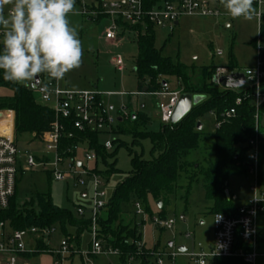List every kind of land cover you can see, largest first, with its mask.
Segmentation results:
<instances>
[{
    "label": "rangeland",
    "instance_id": "374dc122",
    "mask_svg": "<svg viewBox=\"0 0 264 264\" xmlns=\"http://www.w3.org/2000/svg\"><path fill=\"white\" fill-rule=\"evenodd\" d=\"M106 2H116L122 0H104ZM96 0H75L76 14L70 13L68 19L70 24L77 28L79 39L82 41L83 56L82 64L78 69H74L65 75L61 82L78 91H97L102 94L105 108L109 110V116L115 120L121 119L120 112L125 108L127 116L141 114L147 118L146 123L142 124L138 130L147 129L150 132H158L163 126L158 104L167 101L163 97H157L152 92H146L145 89L150 85L151 80L145 81L144 87L139 83L135 72L136 60L138 56V47L135 41V32L126 31L120 37V41L110 42L105 38V29L108 26V20L101 13L96 4ZM11 5L5 6V11L11 9ZM217 7L220 11V17L217 18H193L182 17L180 25L173 31L166 28H155V46L162 50L163 57L172 59L174 63H179L188 67H196L195 74L189 71L193 82L198 79L197 73L201 67L222 66L229 63L233 58L237 71L244 73L253 66L255 61V51L253 47L254 39L258 34L257 16L261 14L264 17V0L258 4L254 0V7L257 13L251 20L241 18H232L219 1ZM85 12V14H83ZM91 21H90V20ZM221 52L220 55H215ZM121 56L124 61V68L117 70L112 60ZM164 80L168 87L164 88L169 93L181 92L180 82L174 77H167ZM32 81L19 83L32 90L33 98L39 105H44L41 94L32 89ZM220 91H224L223 86H215ZM158 90L160 94L164 92ZM10 92L0 88V97L9 96ZM183 94H181L182 96ZM180 96V97H181ZM192 99H194L192 97ZM3 110L0 112H7ZM203 133L206 136L205 141L200 144L199 150L193 152L188 160L195 166L203 165L204 159L211 157V136L215 131L216 123L214 116L206 115L201 119ZM126 135L101 134L99 141L104 144L107 141H123L126 146L114 144L108 152L114 153V158H108L107 163L110 166L115 163L119 173L109 176L105 179L100 191L105 194V201L108 203L112 198L114 189L128 176L131 171L132 155L136 153L143 160L150 161L152 157V143L150 139L141 141L139 145H132V136L134 125L124 121L120 124ZM2 131L11 134L10 126H1ZM18 148L21 154H40L46 153L45 147L39 140L32 141L29 136L19 137L17 140ZM120 146V147H119ZM132 153V154H131ZM80 162L85 163L84 152L81 151L78 157ZM94 163H88V167H94ZM98 169L101 172L106 171V166L99 158L97 160ZM187 175H181L178 180V189L171 198L170 203L164 207V217L160 216V208L150 203L151 214L142 207L141 215L134 216L135 206L133 203L122 206L124 213V224H131L130 228L139 223H143L140 228L142 237L130 241V244L136 248L135 256H132L134 264H139L137 260L143 254L155 255L156 253H178L179 246L186 247L189 253L197 251L198 244L206 245L213 234V214L210 212L212 202L206 197L205 190L201 181L193 182L190 187L189 179L195 175V170L191 169ZM84 185L69 181L68 183H59L43 169L35 168L19 175L17 186V200L21 205L26 202L37 199V195L49 196L52 202L71 212L76 219H90L92 210L93 183L89 177H83ZM251 180L246 175H236L229 179L228 192L236 197L234 205L236 208L246 206V200L252 196L250 192ZM84 194H87L84 196ZM84 210L85 214L80 216L78 209ZM103 215V214H102ZM183 215L184 222L179 221V216ZM175 219L176 224L172 230H163L156 226V218ZM99 228V227H98ZM100 229V228H99ZM259 239L257 244L258 258L255 264H264V217L258 221ZM71 236L68 238L74 251L70 257H66L61 264H119V257L114 255L95 256L91 254L92 236L89 231L80 234L79 244L76 243V230L68 228ZM189 235L190 238H186ZM64 240L63 234L57 228L51 237L46 251L37 254L36 252L30 259L25 260L27 264H54L57 256L49 252L57 250L61 241ZM173 246L170 247L169 244ZM35 246H31L34 250ZM156 256V255H155ZM171 264V263H167ZM176 264H193L187 254H177Z\"/></svg>",
    "mask_w": 264,
    "mask_h": 264
},
{
    "label": "trees",
    "instance_id": "16d2710c",
    "mask_svg": "<svg viewBox=\"0 0 264 264\" xmlns=\"http://www.w3.org/2000/svg\"><path fill=\"white\" fill-rule=\"evenodd\" d=\"M121 26L136 34L138 56L135 72L139 83L143 86L147 79L151 80L148 88L144 86L147 93H157L158 90H163L168 87L164 78L174 77L180 82L182 94L205 97V100L193 106L192 110L179 123L163 124L158 132L137 129L141 126L138 125L139 121L142 124L147 121V118L142 114L138 118L135 115L122 118L113 130L115 135H126V130L120 127V124L127 121L135 126L133 132L129 133L132 136V145H139L145 139H150L152 143L153 159L145 161L136 153L132 155L131 171L114 189L112 198L98 221L100 228L98 237L102 245L105 248L119 251V264H127L128 260L132 259L131 257L136 253V248L130 244V241L142 237L140 228L143 223L134 225L133 229L130 228L131 224L125 225L122 206L130 203L135 206L136 203H139L146 212L151 214L150 203L156 205L158 201H161L163 207L159 212L160 216L164 217L163 209L175 195L178 189V180L181 175H187L191 169L195 170V175L189 179L188 187L195 181H201L207 199L212 202L210 212L213 215L222 214L229 218L238 217L239 208L234 205V196L230 193L227 196L226 191H228L229 179L232 176L246 175L245 143L253 135V120L252 110L248 105L239 108L233 119H223L224 113L234 105L236 95L232 92H222L211 83L217 66L201 67L197 73V81L193 82L188 72L192 71V74H195L196 67L174 63L172 59L163 57L162 50L155 46L153 27L148 26L147 31L143 32L139 26L130 27L122 23ZM2 49L3 44H0V51ZM228 65L231 68L235 67L233 58H230ZM164 82L166 87L163 86ZM0 88L10 92L9 96L0 97V111H13L16 143L18 138L24 135L29 136L32 141L40 140L45 133L51 130L55 122V115L49 108L35 102L31 89L19 83L5 81L2 70H0ZM210 113H214L217 121L222 123L211 136V157L204 159L203 165L195 166L188 158L193 152L199 150L200 144L206 139L203 131L197 130V124ZM60 124L64 128L59 144L61 155L79 157L81 151L68 152V150H73V147L78 145H84L88 151H93L97 160L100 158L106 166V171L101 172L96 162L95 173L102 175L107 181L109 176L119 173L115 163L110 166L107 163L108 158H114V153L109 154V151L100 143V133L78 131L70 121H60ZM114 144L126 146L123 141L119 140L113 141ZM18 182L19 178L17 186ZM17 186L9 207L4 210L0 209V224H4L11 231L26 230L32 227L40 229L55 227L61 231L65 239H68L72 237L68 233L70 227L76 230L75 241L77 244H79L80 234L89 231L90 219L74 218L71 212L56 206L49 196L37 195L36 200L21 205L17 200ZM46 246V242L39 240L36 246L37 254L46 251ZM233 251L235 253L242 251L248 254L252 249L242 241L238 234ZM35 253L25 255L24 259H30ZM137 260L139 264H156L157 258L155 255L143 254ZM210 264L247 263L242 257L233 256L214 258Z\"/></svg>",
    "mask_w": 264,
    "mask_h": 264
},
{
    "label": "built area",
    "instance_id": "2783aa9c",
    "mask_svg": "<svg viewBox=\"0 0 264 264\" xmlns=\"http://www.w3.org/2000/svg\"><path fill=\"white\" fill-rule=\"evenodd\" d=\"M261 4L263 0H255ZM219 0H122L116 2L101 1L98 5L101 13L108 20L105 29V38L110 42L120 41L128 29H124L122 24L130 27L139 26L143 32L148 26L155 28H166L171 31L179 25L182 17L193 18H217L220 11L217 7ZM11 10V9H10ZM10 10L5 11L7 17ZM85 14V12H83ZM258 34L254 39L253 47L255 51V61L252 67L244 73L237 71L235 67L227 65L217 66L211 78V83L221 86L220 80L226 76L242 75L244 85L236 89L225 88L222 92H232L236 95L234 105L223 115L224 120L233 119L239 108L248 105L252 110L253 135L245 143L246 176L251 180L250 192L252 196L248 204L239 208L237 218H229L222 214L213 215L214 243L207 251H194L185 254L194 264H210L214 258H229L240 256L247 264H255L258 258L257 244L259 239L258 221L264 217V17L259 14ZM2 32V29H0ZM3 36L0 34V44ZM216 52L214 56L220 55ZM117 70L124 68V61L121 56L112 60ZM33 81V80H32ZM37 92L41 94L45 107L49 108L55 115V122L51 130L43 135L39 140L45 147L46 153L21 154L14 138V113L13 111L0 112V209H7L10 200L15 195L17 180L19 175L35 168H41L50 174L52 179L59 183H75L84 185L83 177H89L93 183L92 210L90 212V229L92 236L91 254L120 256L119 251L105 248L99 239L98 221L101 218L107 202L105 194L100 191L105 178L94 172V167H88V163H96L97 156L93 151H88L84 145L73 147V151H83L85 163L80 162L78 156H63L59 153L60 139L63 134V126L60 121H70L73 127L81 132L94 131L100 134L114 135L113 130L117 127L119 120L127 116L125 108L121 110V119L115 120L109 116V110L105 108L103 96L97 91H77L61 86L60 81H56L41 74ZM182 92L169 93L164 89L157 97H163L167 101L158 104L160 119L162 124H171V119L179 102ZM214 116L216 127L220 128L221 123ZM10 126L11 134L2 131L1 126ZM107 151L113 148V141L103 144ZM87 195V194H86ZM142 206L135 204V214L141 215ZM78 214L83 216L84 210L79 208ZM179 221L184 222L183 215L179 216ZM175 219L156 218L154 223L163 230H172L176 224ZM55 227L40 229L32 227L26 230L11 231L4 224H0V264H27L24 256L35 253L39 240H43L49 245L51 237L56 232ZM244 243L251 247V253L245 254L242 251H233L237 235ZM186 238H190L189 235ZM34 245V250L31 246ZM50 246V245H49ZM200 248L201 245L198 244ZM74 249L68 239L61 241L57 250L49 252L57 256L54 264L63 263L66 257H70ZM178 253H156V264H176ZM127 264H134L132 259Z\"/></svg>",
    "mask_w": 264,
    "mask_h": 264
},
{
    "label": "clouds",
    "instance_id": "9594fccd",
    "mask_svg": "<svg viewBox=\"0 0 264 264\" xmlns=\"http://www.w3.org/2000/svg\"><path fill=\"white\" fill-rule=\"evenodd\" d=\"M220 2L232 18L251 20L257 13L254 0ZM6 5L12 6L7 17ZM70 13L76 14L75 0H0V70L5 81L24 83L41 74L61 81L81 66L82 41L70 24Z\"/></svg>",
    "mask_w": 264,
    "mask_h": 264
},
{
    "label": "water",
    "instance_id": "95a60500",
    "mask_svg": "<svg viewBox=\"0 0 264 264\" xmlns=\"http://www.w3.org/2000/svg\"><path fill=\"white\" fill-rule=\"evenodd\" d=\"M245 83L244 78L242 75H232V76H226L223 77L220 80V84L221 86H223L224 88H228V89H236L239 88L241 86H243ZM39 85V77L34 79L31 83L32 89H37ZM163 86L166 87V83H163ZM192 97L194 99H192ZM203 100H205V97H201V96H192L190 94H183L180 99L179 102L177 104V107L175 109L174 115L171 119V124H177L179 123L193 108V106H196L198 104H200ZM133 119H135V116H133ZM121 121V120H119ZM203 129V125L201 122H199L197 124V130L201 131ZM227 196H229V192L226 191ZM158 208H162L163 207V203L161 201H158L157 204ZM170 247L173 246L172 243L169 244ZM177 250L180 253H186L187 248L186 247H179L177 248Z\"/></svg>",
    "mask_w": 264,
    "mask_h": 264
},
{
    "label": "crops",
    "instance_id": "0c3cea01",
    "mask_svg": "<svg viewBox=\"0 0 264 264\" xmlns=\"http://www.w3.org/2000/svg\"><path fill=\"white\" fill-rule=\"evenodd\" d=\"M97 1V3L96 4H99L101 1H104V0H96ZM220 1V0H219ZM179 25H180V23H179ZM178 25V26H179ZM60 83H61V86L62 87H64V88H70V87H67L66 85H64L61 81H60ZM71 89V88H70ZM73 90V89H72ZM75 90V89H74ZM78 91V90H77ZM145 91H146V89H145ZM84 196H86V194H84ZM250 198L251 197H249L247 200H246V205L248 204V202H249V200H250ZM237 198L236 197H234V200H236ZM262 218V217H261ZM213 224V223H212ZM213 243H214V233L212 234V237H211V239H210V241L209 242H207L206 243V245H203V244H200L201 245V247L199 248L198 246H197V251H205V252H207L211 247H212V245H213ZM179 247H182V246H179ZM178 247V248H179ZM187 251H188V249H187ZM181 254H185V253H181ZM191 261V260H190ZM194 264V263H193Z\"/></svg>",
    "mask_w": 264,
    "mask_h": 264
}]
</instances>
